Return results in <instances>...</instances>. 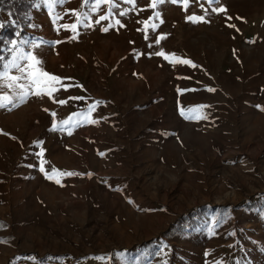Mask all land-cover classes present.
I'll return each instance as SVG.
<instances>
[{
    "label": "rangeland",
    "instance_id": "1",
    "mask_svg": "<svg viewBox=\"0 0 264 264\" xmlns=\"http://www.w3.org/2000/svg\"><path fill=\"white\" fill-rule=\"evenodd\" d=\"M20 12L2 83L61 82L0 107V264H264V0Z\"/></svg>",
    "mask_w": 264,
    "mask_h": 264
},
{
    "label": "snow or ice",
    "instance_id": "2",
    "mask_svg": "<svg viewBox=\"0 0 264 264\" xmlns=\"http://www.w3.org/2000/svg\"><path fill=\"white\" fill-rule=\"evenodd\" d=\"M42 2H47L49 7L51 8L53 5H58V4H62L64 2H66V0H42ZM129 2L130 3L134 2V0H129ZM152 2H153V6H155V4L157 2H163V0H152ZM172 2L173 3H180L181 0H172ZM183 2L187 3L188 0H183ZM211 2H212V0H209V3H211ZM102 3H107L109 5L114 6L115 0H83V4L85 6L91 7L93 9L99 7V5ZM219 11L224 12L226 10L223 8H220ZM87 15H88V13H84V18H86ZM57 18H59V17H57ZM104 19H106V17H104V16L100 17V20H104ZM190 19H191V17H190ZM228 19H232V18L228 17ZM237 19H240V18H237ZM82 22H83V19H79L77 21V23H82ZM98 22L99 21H97V23ZM117 23H119V22L117 21ZM229 26L235 27V25H229ZM0 27H3L2 23H0ZM63 27H65V28L71 27L74 30L76 28V24H73L71 26L63 25ZM104 31H107V28H105ZM157 55L164 56L165 59H168V56L165 55L163 52L157 53ZM172 55L174 56L175 54H172ZM30 58L33 60L36 59L35 57H30ZM2 59L3 58L0 57V61H2ZM177 60H178V62H182L185 64H191V61H188V60L180 61L179 58H177ZM39 63L40 62L37 60L36 64H39ZM12 67H15L17 69V71H19L23 74L21 77H18V76L10 77V79L12 81V85H16L17 87H20L22 89V91L16 97L15 100L13 99V97L8 96L7 94L0 96V107H6L7 104H12L13 107H16L20 103L26 102V99H27L29 94L37 95V96L48 95L50 98H52L53 92L57 90L55 88V83L61 82L60 77L49 74L46 71H42L40 69H36L35 71H26V69L24 67H21L19 64H16V63H14L12 65ZM29 67H31V66H29ZM6 78H8L6 72L0 73V90H2L4 87H12V85H5L4 83H2ZM22 78L27 79L29 81V83L27 85H18L16 82ZM209 90L213 91V89H209ZM53 102L60 103V104L66 103V101H64V100L56 101L55 99L53 100ZM201 107H203V106H201ZM53 115H55V113H53ZM186 118H191V117H186ZM63 123L67 124L68 122L64 121ZM41 171L42 172L45 171L43 164L41 166ZM57 172H58V170L52 169V174H56ZM52 174L46 173V178L52 179ZM66 175L72 176V175H77V174L72 173V172H68V173H66ZM56 182L59 183V180H57ZM0 227H2V225H0Z\"/></svg>",
    "mask_w": 264,
    "mask_h": 264
},
{
    "label": "trees",
    "instance_id": "3",
    "mask_svg": "<svg viewBox=\"0 0 264 264\" xmlns=\"http://www.w3.org/2000/svg\"><path fill=\"white\" fill-rule=\"evenodd\" d=\"M23 2H24V0H0V6H3L5 3L6 4L9 3L13 9L14 19L19 20L21 15L26 16L25 12H20L19 14H17V9L19 10L21 8V5L23 4ZM22 34H23L22 32L18 31V36H21ZM0 49H1V42H0ZM8 56H9V54L7 53L4 58H8ZM1 65H2V63H0V71H1Z\"/></svg>",
    "mask_w": 264,
    "mask_h": 264
}]
</instances>
